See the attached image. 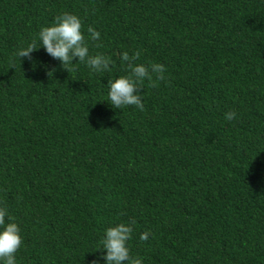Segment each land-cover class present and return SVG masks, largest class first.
Segmentation results:
<instances>
[{"label": "trees", "instance_id": "trees-1", "mask_svg": "<svg viewBox=\"0 0 264 264\" xmlns=\"http://www.w3.org/2000/svg\"><path fill=\"white\" fill-rule=\"evenodd\" d=\"M64 12L110 70L15 55ZM125 51L166 69L143 110L108 102ZM0 207L16 264H106L132 220L143 264H264V0H0Z\"/></svg>", "mask_w": 264, "mask_h": 264}, {"label": "clouds", "instance_id": "clouds-1", "mask_svg": "<svg viewBox=\"0 0 264 264\" xmlns=\"http://www.w3.org/2000/svg\"><path fill=\"white\" fill-rule=\"evenodd\" d=\"M82 22L80 17L75 14L64 12L55 17L54 22L50 26L42 27L38 33V38L34 37L27 43L26 47H21L15 55L19 58L27 57L31 59V53L38 50L42 42V46L46 52L54 59L62 62L65 69L73 63V59L78 57L77 63H86L93 72H103L110 70L111 57L97 53L89 54L84 33L82 32ZM89 39L98 41L100 32L94 27L89 26L87 29ZM39 44V46H37ZM101 47V44H97ZM121 59L127 62L128 74L119 76L115 79H109L107 83L108 102L116 109H123L126 106H135L140 110L144 109L142 98L139 93L140 85L147 79L153 82L156 80H164L165 66L156 62L145 64H136L140 59V52H133L131 55L125 51L122 53ZM55 69L48 72V76L52 77ZM237 113L229 111L225 113V119L232 121L236 118ZM6 217L8 223H6ZM135 220L129 223H119L115 226L108 227L105 230L103 239L101 240L102 248L106 250L104 260L106 264H143L142 257H133L130 254L128 241L132 239L133 225ZM21 229L13 221V217L8 214V210L0 207V264H16V253L23 244L20 234ZM148 232L140 235V239L147 240ZM92 264H98L93 261Z\"/></svg>", "mask_w": 264, "mask_h": 264}]
</instances>
